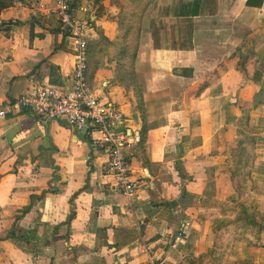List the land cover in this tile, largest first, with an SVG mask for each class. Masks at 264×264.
Wrapping results in <instances>:
<instances>
[{
  "label": "crops",
  "instance_id": "0c3cea01",
  "mask_svg": "<svg viewBox=\"0 0 264 264\" xmlns=\"http://www.w3.org/2000/svg\"><path fill=\"white\" fill-rule=\"evenodd\" d=\"M247 1L203 0L189 26L165 16V0L146 13L135 72L147 94L142 114L151 166L137 160L136 146L124 150L138 183L131 198L105 174L107 150L90 139L83 144L63 120L23 111L0 121V264H264V235L258 248L237 241L225 260L198 219L201 199L237 203L236 174L248 146L251 178L264 193V106L250 113L243 144L237 123L257 87H246L229 61L247 33L258 59L264 54V0L259 8ZM55 2L13 0L1 14L0 23L17 26L9 36L0 33V108L29 92L43 61L70 86L73 47L58 28ZM70 2L88 28V45L114 39L123 0H105L101 12L91 0ZM96 14L102 17L90 27ZM126 77L103 63L87 80L139 140L143 123ZM11 230L26 239L28 251L8 241ZM179 232L182 242L173 248Z\"/></svg>",
  "mask_w": 264,
  "mask_h": 264
},
{
  "label": "trees",
  "instance_id": "16d2710c",
  "mask_svg": "<svg viewBox=\"0 0 264 264\" xmlns=\"http://www.w3.org/2000/svg\"><path fill=\"white\" fill-rule=\"evenodd\" d=\"M12 1L0 0V16L5 10L13 6ZM104 1L91 0L93 5L91 9L101 12ZM155 1L123 0V3L119 5V15L117 17L118 27L114 39L109 40L104 37L100 42L90 44L87 47L88 64L86 76L87 78L89 77V80L94 78L95 73L103 63L108 65L114 64L124 71L127 76L126 78L129 81V86L134 97L135 109L139 115V119L143 123L140 130V139L135 147V153L139 154H144L146 142L145 119L142 112L144 111L147 94L138 82L135 72V62L139 52L145 15ZM256 1L258 0H248L246 6L249 8L261 7L263 0H260L259 4H255ZM202 3L203 0H165V16L167 18L180 19L186 26H189L190 22L199 15ZM71 6L74 8V2L71 3ZM55 17L57 18L56 15ZM101 17L99 14H96L94 16V22H89L90 27H94L95 22L99 21ZM32 18L35 23H38L36 17L32 16ZM16 26V22L0 23V33L4 36H9L10 32ZM50 32L53 31L50 30ZM60 32L68 38L66 32H62L61 30ZM229 61L235 62L236 70L245 78L246 87H257V92L252 97L254 104L242 113L237 123L240 134L243 135L242 143L245 144L247 134L250 133L248 127L249 115L252 111L264 106V54L258 59L254 38L250 33H247L241 45L231 55ZM33 74H37L39 78L37 82H41L43 77H48V83L51 86H66L59 68L51 65L47 61H43L36 66ZM5 106L0 108V110L4 109ZM11 116L12 114H8L5 118L7 119ZM253 158L254 156L251 154L246 170L242 165L244 162L240 163L238 173L236 174V178L238 179L235 187L238 195L236 204L231 205L219 202L213 198L201 199L199 202L198 219L207 228L206 241L212 246L223 249L225 260L237 241H246L252 248H258L262 243V237L264 235V193L256 187L251 178ZM2 162L3 160L0 161V164ZM141 165L145 168L148 167L145 161ZM7 239L21 251H28V248L25 246L26 239L20 236L17 231L11 230L8 233ZM8 264H10V261H8Z\"/></svg>",
  "mask_w": 264,
  "mask_h": 264
},
{
  "label": "built area",
  "instance_id": "2783aa9c",
  "mask_svg": "<svg viewBox=\"0 0 264 264\" xmlns=\"http://www.w3.org/2000/svg\"><path fill=\"white\" fill-rule=\"evenodd\" d=\"M70 7V0H56L53 10L60 30L67 33L73 47L74 67L70 86L54 87L46 81L31 79L29 92L7 103L0 110V120L8 114L30 111L46 119L63 120L78 131L86 129L91 143L108 152L105 174L116 181L118 189L126 197L131 198L136 195L138 183L133 182L124 150L136 146L139 140L127 132L122 112L90 87L86 76L89 32L86 25L73 16ZM182 238L183 234L179 232L172 247L177 248Z\"/></svg>",
  "mask_w": 264,
  "mask_h": 264
},
{
  "label": "rangeland",
  "instance_id": "374dc122",
  "mask_svg": "<svg viewBox=\"0 0 264 264\" xmlns=\"http://www.w3.org/2000/svg\"><path fill=\"white\" fill-rule=\"evenodd\" d=\"M116 23V30H115V34H116V31H117V27H118V24H117V21L115 22ZM115 36V35H114ZM253 36V35H252ZM254 38V37H253ZM89 43V41H88ZM246 53V51H245ZM78 131V130H76ZM81 131V130H80ZM78 131V132H80ZM87 135V134H86ZM87 138L89 139V136L87 135ZM146 143H147V138H146V142H145V146H144V154H139V153H136V158L138 161H140L141 163H143V161L146 162L147 166H151L147 160V154H146ZM181 145L178 144L177 142H175V148L178 152V150L180 149ZM176 155V154H174ZM250 146H248V148H245L244 152H243V156H241V162H244L242 163V165L244 166V169L246 170L247 167H248V163H249V160H250Z\"/></svg>",
  "mask_w": 264,
  "mask_h": 264
},
{
  "label": "water",
  "instance_id": "95a60500",
  "mask_svg": "<svg viewBox=\"0 0 264 264\" xmlns=\"http://www.w3.org/2000/svg\"><path fill=\"white\" fill-rule=\"evenodd\" d=\"M87 130L86 129H82L79 133L75 134V137L81 141L83 144H85L86 146H89V141L87 138Z\"/></svg>",
  "mask_w": 264,
  "mask_h": 264
}]
</instances>
